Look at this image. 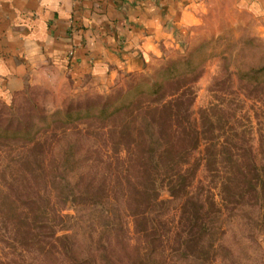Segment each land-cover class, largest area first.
Instances as JSON below:
<instances>
[{
	"label": "rangeland",
	"instance_id": "obj_1",
	"mask_svg": "<svg viewBox=\"0 0 264 264\" xmlns=\"http://www.w3.org/2000/svg\"><path fill=\"white\" fill-rule=\"evenodd\" d=\"M257 24L237 16L113 82L34 84L0 100V264H264V189L238 187L237 168L225 195L220 185L229 160L255 161L264 177ZM144 79L158 91L121 97ZM176 162L186 175L173 193Z\"/></svg>",
	"mask_w": 264,
	"mask_h": 264
},
{
	"label": "crops",
	"instance_id": "obj_2",
	"mask_svg": "<svg viewBox=\"0 0 264 264\" xmlns=\"http://www.w3.org/2000/svg\"><path fill=\"white\" fill-rule=\"evenodd\" d=\"M237 16L264 35V0H0V100L34 84L113 82Z\"/></svg>",
	"mask_w": 264,
	"mask_h": 264
},
{
	"label": "trees",
	"instance_id": "obj_3",
	"mask_svg": "<svg viewBox=\"0 0 264 264\" xmlns=\"http://www.w3.org/2000/svg\"><path fill=\"white\" fill-rule=\"evenodd\" d=\"M171 67H165L162 68V73L161 74H168V72H171ZM264 71V67L260 68V69H254L252 72L255 73H259V72H263ZM145 85V87H147V90L150 91L151 93H156L158 91V89L160 88V86L158 87V84L156 82H148L145 79L141 80L139 82H137L136 84H134L133 86H131L128 90H126L121 97H129L131 94H133L130 98V101L133 102L134 98L136 97V95L140 94L142 92V88H139L141 86ZM119 99H116L115 101H118ZM130 102V103H131ZM172 102H174V100H169L163 104H161L159 107L157 106V108H171V104ZM109 104L105 103H101L99 105V107H97V109L99 110V113H105L106 110L108 109ZM118 107H116L115 109H117ZM92 105H88L85 108H79L76 111H72L70 109H66L63 113L65 117L67 118H80L83 117L85 115H90L91 114V110H92ZM156 109V108H155ZM60 112H57L56 114H58ZM72 113L74 116H72ZM28 128H20V129H16V130H12V133L15 135H18L20 133H22L23 137H28L27 135L30 134V130H27ZM6 131H9L8 129H5ZM158 139V138H157ZM159 141V140H158ZM160 145L162 146L163 144L160 143ZM163 151L168 150L167 148L169 147V145L165 144L164 146H162ZM224 167L226 168V176L222 179L221 182V190L223 191L222 193L227 192L226 189L229 188V185L231 184V178L229 177V175L234 174V169L233 168H237L241 177V181L238 182V187L240 188H245L248 190H251L253 192H258L261 189H264V177L262 176V174L259 172L260 168L258 167V164L255 161H251L250 164L247 163H240L237 160H229V161H224L223 162ZM247 164V165H246ZM179 163H175V166L178 167ZM185 171L182 170L181 167H178L174 173L172 174V176L169 177L170 180V188L173 190V193L177 191H179L180 186H182L185 182ZM223 195V194H222ZM192 199V198H190ZM224 201H227V198H225L223 196L222 198ZM156 202V201H155ZM196 203L198 202V204H200V206L203 208L204 204L199 202V201H195ZM165 202L163 201L162 204H164ZM196 220V217L194 218Z\"/></svg>",
	"mask_w": 264,
	"mask_h": 264
}]
</instances>
